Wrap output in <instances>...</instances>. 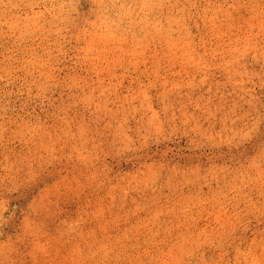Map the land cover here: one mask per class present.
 <instances>
[{"label":"rangeland","instance_id":"374dc122","mask_svg":"<svg viewBox=\"0 0 264 264\" xmlns=\"http://www.w3.org/2000/svg\"><path fill=\"white\" fill-rule=\"evenodd\" d=\"M0 264H264V0H0Z\"/></svg>","mask_w":264,"mask_h":264},{"label":"bare ground","instance_id":"6f19581e","mask_svg":"<svg viewBox=\"0 0 264 264\" xmlns=\"http://www.w3.org/2000/svg\"><path fill=\"white\" fill-rule=\"evenodd\" d=\"M54 4V3H53Z\"/></svg>","mask_w":264,"mask_h":264}]
</instances>
